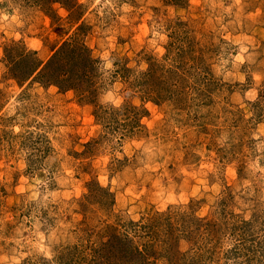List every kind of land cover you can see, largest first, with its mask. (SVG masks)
Wrapping results in <instances>:
<instances>
[{
    "label": "rangeland",
    "instance_id": "1",
    "mask_svg": "<svg viewBox=\"0 0 264 264\" xmlns=\"http://www.w3.org/2000/svg\"><path fill=\"white\" fill-rule=\"evenodd\" d=\"M0 264H264V0H0Z\"/></svg>",
    "mask_w": 264,
    "mask_h": 264
},
{
    "label": "trees",
    "instance_id": "2",
    "mask_svg": "<svg viewBox=\"0 0 264 264\" xmlns=\"http://www.w3.org/2000/svg\"><path fill=\"white\" fill-rule=\"evenodd\" d=\"M84 45H83V43H77L75 46H73L72 48V50L73 51H75V49H77L78 50V54H79V51L81 50V53H83L82 52V50L84 49H86L88 52H89V50H88V48L87 47H83ZM80 57V59H81V62H79L78 63V65H81V64H83L84 63V60H89V59H92V57H91V55H90V53H87L85 56H84V58H83V56H79ZM53 60V58H51V59H49L47 62H46V64H45V66H44V68L46 69H48V70H54L55 68H56V65H51L52 64V61ZM55 72V71H54ZM61 72V71H60ZM67 72V79H69V80H72L71 78H72V76L74 75V73H69V71L67 70L66 71ZM63 74H64V72H63ZM85 74V73H84ZM59 75H62V74H59ZM81 79V78H80ZM88 88H85L84 90H87ZM89 91V90H88Z\"/></svg>",
    "mask_w": 264,
    "mask_h": 264
}]
</instances>
